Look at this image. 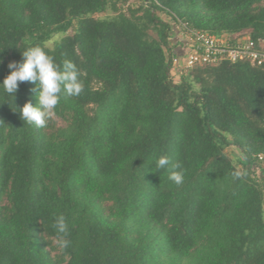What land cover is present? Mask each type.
Returning a JSON list of instances; mask_svg holds the SVG:
<instances>
[{
	"label": "trees",
	"instance_id": "16d2710c",
	"mask_svg": "<svg viewBox=\"0 0 264 264\" xmlns=\"http://www.w3.org/2000/svg\"><path fill=\"white\" fill-rule=\"evenodd\" d=\"M180 23L264 39V0H0V84L40 46L84 85L61 92V129L21 119L34 84L14 98L0 86V264H264V69L224 61L175 79Z\"/></svg>",
	"mask_w": 264,
	"mask_h": 264
},
{
	"label": "clouds",
	"instance_id": "9594fccd",
	"mask_svg": "<svg viewBox=\"0 0 264 264\" xmlns=\"http://www.w3.org/2000/svg\"><path fill=\"white\" fill-rule=\"evenodd\" d=\"M22 62H10L7 65L9 74L0 86L14 98L19 83L30 82L35 85V106L29 101L21 108V119L30 125L43 128L48 121L56 116V107L60 103V94L63 92L68 97H78L84 91V85L79 79L76 65L65 59L61 64L49 55L42 47L32 46L21 52ZM2 62V61H0ZM157 168H168V179L175 185L184 183L185 172L179 163H173L169 156L162 155L156 160ZM56 229V243L61 251L70 245L67 238L69 229L66 218L59 215L54 223Z\"/></svg>",
	"mask_w": 264,
	"mask_h": 264
},
{
	"label": "built area",
	"instance_id": "2783aa9c",
	"mask_svg": "<svg viewBox=\"0 0 264 264\" xmlns=\"http://www.w3.org/2000/svg\"><path fill=\"white\" fill-rule=\"evenodd\" d=\"M175 31L173 70L181 71L178 74L195 67L216 66L224 61L246 62L264 69V39L253 40L247 32L210 35L189 29L182 23L175 25ZM258 161L263 162L261 156Z\"/></svg>",
	"mask_w": 264,
	"mask_h": 264
},
{
	"label": "rangeland",
	"instance_id": "374dc122",
	"mask_svg": "<svg viewBox=\"0 0 264 264\" xmlns=\"http://www.w3.org/2000/svg\"><path fill=\"white\" fill-rule=\"evenodd\" d=\"M104 16V15H103ZM62 37V35H55L50 42H48L46 44L47 47L51 48L53 47V45ZM174 40H172L171 43H173ZM181 72L177 69L173 70V76L175 77V79H177V74ZM48 125L51 128H55V129H61L65 126V122L62 121L61 119L57 118V117H53L49 120ZM226 154L229 156V158L232 160V162L235 163L236 159H237V154L233 152V150H231L230 148L226 149ZM55 244V243H54ZM56 253V251H54Z\"/></svg>",
	"mask_w": 264,
	"mask_h": 264
}]
</instances>
